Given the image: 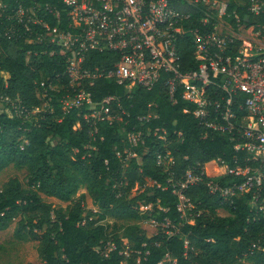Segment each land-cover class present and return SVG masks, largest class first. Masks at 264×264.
Masks as SVG:
<instances>
[{
    "label": "trees",
    "instance_id": "trees-1",
    "mask_svg": "<svg viewBox=\"0 0 264 264\" xmlns=\"http://www.w3.org/2000/svg\"><path fill=\"white\" fill-rule=\"evenodd\" d=\"M37 2L56 7L64 30L62 0ZM40 16L50 28L56 26L53 16ZM7 25L1 18L0 98L18 99L32 110L41 105V85L56 90L48 91L51 110L36 118L0 114V173L8 167L24 173L22 180L9 178L0 190V234L17 220L15 236L37 243L42 264H264V250H249L264 226L248 221V207L239 200L222 205L203 185L192 186L186 197L194 219L188 223L178 211L177 197L167 188V174L156 164L157 154L168 150L178 176L197 162L212 167L222 159L231 165L230 144L220 136L203 137L193 104L179 92L171 102L162 84L151 90L134 87L127 93L115 81H99L88 87L93 104L113 98L109 106L113 113H121V121L89 126L83 119L87 107L67 112L61 108L69 83L58 49L37 42L35 33L24 34L22 28L19 38L9 39L4 36ZM37 32L44 31L37 27ZM176 48L181 70L195 69L194 47L179 38ZM128 133H139L143 143L130 148L125 142ZM81 188L85 191L79 194ZM88 201L97 213L86 210ZM147 206L148 210H140ZM221 208L229 216H217ZM150 219L158 225L153 233L141 227ZM166 222L179 227L181 235L167 237L161 226ZM185 238L192 248L186 256ZM107 242L113 248L106 252Z\"/></svg>",
    "mask_w": 264,
    "mask_h": 264
},
{
    "label": "built area",
    "instance_id": "built-area-1",
    "mask_svg": "<svg viewBox=\"0 0 264 264\" xmlns=\"http://www.w3.org/2000/svg\"><path fill=\"white\" fill-rule=\"evenodd\" d=\"M62 4L64 30L54 6H42L37 0H0V19L8 22L5 37L19 38L22 28L24 34L35 33L37 42L56 47L65 58L69 90L60 99L62 110L87 107L83 119L89 126L121 121V113H113L109 106L113 98L93 104L88 87L99 81H115L127 93L134 87L151 90L162 84L171 102L179 92L194 105L192 114L204 128L203 137H223L233 152L230 166L222 159L212 167L197 162L180 176L168 150L157 154L156 164L167 174V188L177 197L182 218L193 223L186 192L203 185L222 205L241 201L249 208L248 221L264 226V0H62ZM40 13L53 16L56 26L50 28ZM37 27L44 32H37ZM179 38L194 47L193 70H181ZM105 53L109 55L98 60ZM41 87V105L32 110L18 99L0 98L6 114L30 120L51 110L48 91L56 86ZM140 137L128 133L125 142L134 148L143 143ZM116 156L121 158L120 153ZM220 210L226 211L221 208L217 214ZM144 223L158 227L152 219ZM161 226L167 237L181 235L179 227L169 222ZM263 245L264 231L249 250H264ZM112 248L110 242L104 246L106 252ZM184 249L185 256L192 250L187 238Z\"/></svg>",
    "mask_w": 264,
    "mask_h": 264
},
{
    "label": "rangeland",
    "instance_id": "rangeland-1",
    "mask_svg": "<svg viewBox=\"0 0 264 264\" xmlns=\"http://www.w3.org/2000/svg\"><path fill=\"white\" fill-rule=\"evenodd\" d=\"M1 113H7V107L6 104L0 100V114ZM13 176H18L22 180L24 178V173L19 172L12 167H8L0 173V190L4 183ZM84 191V188H81L78 193L81 194L84 193ZM43 199L47 203L64 207L56 200L45 197H43ZM85 206L88 211L97 210V208L92 206L90 201H88ZM184 209L187 211L188 208L184 207ZM217 215L220 217H227L228 213L220 210ZM16 222L17 220L10 225L7 231L0 234V264H42L36 251L37 243L18 239L15 236V231L18 229ZM108 223L110 226L113 224L111 220H108ZM141 227L151 233L156 231V228H151L144 222L141 223ZM110 230H112V227H109V231Z\"/></svg>",
    "mask_w": 264,
    "mask_h": 264
}]
</instances>
